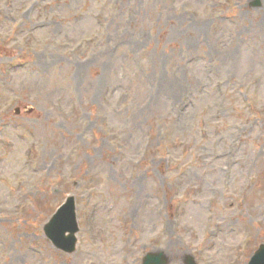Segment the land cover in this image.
Returning <instances> with one entry per match:
<instances>
[{"label":"rangeland","instance_id":"1","mask_svg":"<svg viewBox=\"0 0 264 264\" xmlns=\"http://www.w3.org/2000/svg\"><path fill=\"white\" fill-rule=\"evenodd\" d=\"M69 194L73 254L41 232ZM263 242L264 0H0V264Z\"/></svg>","mask_w":264,"mask_h":264},{"label":"water","instance_id":"2","mask_svg":"<svg viewBox=\"0 0 264 264\" xmlns=\"http://www.w3.org/2000/svg\"><path fill=\"white\" fill-rule=\"evenodd\" d=\"M79 225L76 215L74 195L67 196L65 202L42 224V234L53 246L66 254H73L77 249ZM187 264H196L192 257ZM142 264H167L162 252H149ZM249 264H264V244L260 245Z\"/></svg>","mask_w":264,"mask_h":264}]
</instances>
